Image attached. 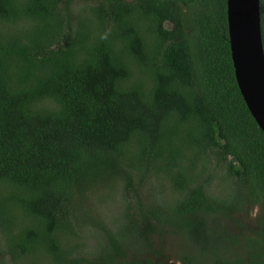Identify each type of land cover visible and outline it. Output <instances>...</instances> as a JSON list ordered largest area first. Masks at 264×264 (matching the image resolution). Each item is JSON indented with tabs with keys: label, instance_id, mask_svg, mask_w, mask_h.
I'll list each match as a JSON object with an SVG mask.
<instances>
[{
	"label": "trees",
	"instance_id": "1",
	"mask_svg": "<svg viewBox=\"0 0 264 264\" xmlns=\"http://www.w3.org/2000/svg\"><path fill=\"white\" fill-rule=\"evenodd\" d=\"M226 2L0 0V264H176L171 236L180 264H264ZM104 183L111 218L87 207Z\"/></svg>",
	"mask_w": 264,
	"mask_h": 264
},
{
	"label": "water",
	"instance_id": "2",
	"mask_svg": "<svg viewBox=\"0 0 264 264\" xmlns=\"http://www.w3.org/2000/svg\"><path fill=\"white\" fill-rule=\"evenodd\" d=\"M235 80L248 111L264 133V49L260 0H227Z\"/></svg>",
	"mask_w": 264,
	"mask_h": 264
},
{
	"label": "rangeland",
	"instance_id": "3",
	"mask_svg": "<svg viewBox=\"0 0 264 264\" xmlns=\"http://www.w3.org/2000/svg\"><path fill=\"white\" fill-rule=\"evenodd\" d=\"M112 187V184L109 185L104 183L103 186L98 187L91 195L87 207L92 210L96 216L101 218H111L116 215V212L121 207V191H116ZM161 190H164L166 192L165 194L170 193L167 184H164V187L161 188ZM90 237L91 236L88 238ZM92 241V238H90L89 243L91 244ZM165 243L171 263L180 264V262H178L179 256L185 248H187L186 242L181 238L171 236L170 239L165 241Z\"/></svg>",
	"mask_w": 264,
	"mask_h": 264
}]
</instances>
